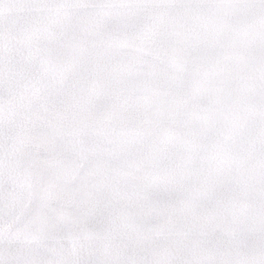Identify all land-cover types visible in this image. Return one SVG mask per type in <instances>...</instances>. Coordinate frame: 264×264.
<instances>
[{
  "label": "snow or ice",
  "instance_id": "snow-or-ice-1",
  "mask_svg": "<svg viewBox=\"0 0 264 264\" xmlns=\"http://www.w3.org/2000/svg\"><path fill=\"white\" fill-rule=\"evenodd\" d=\"M0 264H264V0H0Z\"/></svg>",
  "mask_w": 264,
  "mask_h": 264
}]
</instances>
